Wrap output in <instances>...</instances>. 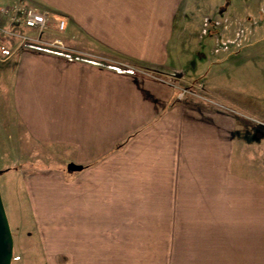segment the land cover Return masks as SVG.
<instances>
[{
  "label": "crops",
  "instance_id": "crops-1",
  "mask_svg": "<svg viewBox=\"0 0 264 264\" xmlns=\"http://www.w3.org/2000/svg\"><path fill=\"white\" fill-rule=\"evenodd\" d=\"M25 1L66 18L64 30L43 32L48 40L134 71L0 45L12 111L40 147L25 160L61 163L23 180L45 256L134 264L129 243L170 241L176 226L194 225L201 264H264V132L241 126L236 110L177 99L175 87L153 76L219 81L209 58L229 49L223 17L252 0L205 10L198 0ZM217 88V98L244 108ZM168 210L185 215L159 216Z\"/></svg>",
  "mask_w": 264,
  "mask_h": 264
},
{
  "label": "rangeland",
  "instance_id": "rangeland-1",
  "mask_svg": "<svg viewBox=\"0 0 264 264\" xmlns=\"http://www.w3.org/2000/svg\"><path fill=\"white\" fill-rule=\"evenodd\" d=\"M12 1L15 0H0V5L8 2L11 3ZM220 1L221 0H198L195 5H199L198 7L205 10L209 7L212 8V5ZM227 4L228 0H225L223 3L224 9H226ZM232 14H234L233 19L231 18ZM62 18L66 22L64 16H50L49 29H51V26L54 27V25H56L57 28V23L59 19ZM223 21V25H225L224 29L227 31L224 35L223 45L229 46V49L223 50L222 55L220 51H218V54L214 53V56L209 58V61L213 64L210 73L214 74V77L215 74L218 78L220 77L219 81L217 80V82H215L212 79L210 80L211 82H207V84L205 78L203 81V78L199 77L192 81L177 82L172 76L164 75L159 77L155 74L153 76L175 87L177 99L195 98L206 103H210V100H212L214 103L218 104V106H222L224 110H236L241 119V126H245V124L246 126L250 125V127H254L252 128L254 129L253 131L258 132L259 130L263 133L264 0H252L250 5L245 7L236 5L228 15L225 13ZM237 28L238 31L235 32ZM232 29L233 31H231ZM30 30L33 29H29L27 32L29 35L38 37L43 41L50 42L55 39L48 40L49 38L44 36L43 32L39 33L36 30L31 32ZM59 39L62 42L63 48L66 49L65 45L67 42L64 39ZM214 40L211 41L209 39L208 42L214 43ZM8 44L18 48L23 46L18 39ZM208 48H211V46H208ZM208 48L207 51H209ZM234 53L239 54L237 61L236 59L232 60L235 58L233 55ZM1 61L3 60L0 56V64H3L4 62ZM216 62L217 64L215 65ZM8 68L13 69V67ZM150 75L152 74L150 73ZM10 80V75L4 77V71L0 68V195L13 240L12 259L10 264H55L53 258L46 257L43 252L38 230L40 225H38V219L34 216V211L30 210L28 207L23 180L27 172L34 173L40 168L45 167L46 164L56 165L61 163L47 161L46 157L43 156L37 158L42 161L25 160L34 158L36 155H33V153H35L33 151L36 149L38 150L40 147L38 144L28 140L29 138L25 135L22 126L16 120L9 99L8 88L11 86ZM216 86H218L217 89L222 90L224 97L236 98L244 108L241 107L239 110L234 109L222 99L217 98L213 91L216 90ZM182 91L183 95L180 94ZM15 121L17 123H15ZM241 136L243 135L241 134ZM46 152L47 148H44V152L41 153ZM134 196L135 195H132L133 199ZM130 205L135 206V203L129 201V206ZM162 212L163 211L159 212V216L161 217L176 216V218H182L185 215V211L183 210H168ZM193 212L194 211H192V213ZM135 213L134 209L129 208L127 215L130 218H134L136 217ZM196 213L197 211L191 214V216H196ZM130 228H134V226H129V229ZM172 233H174V231ZM170 237H173L170 241H139L129 243V254H137V257L129 258V261H134V264L202 263V259H200L198 255L200 247L198 241L200 238L199 226H176L175 234ZM144 238H146V236ZM139 246L141 250H139ZM55 259L59 264L63 261L61 256ZM67 263L68 262L65 264ZM255 264L262 263L257 260Z\"/></svg>",
  "mask_w": 264,
  "mask_h": 264
},
{
  "label": "built area",
  "instance_id": "built-area-1",
  "mask_svg": "<svg viewBox=\"0 0 264 264\" xmlns=\"http://www.w3.org/2000/svg\"><path fill=\"white\" fill-rule=\"evenodd\" d=\"M49 12L27 3L25 0H15L11 3L0 5V44L9 43L18 39L21 44L30 41L39 44L50 45L63 48L59 38H55L50 42L33 37L27 32L29 29L38 31L39 33L49 29L50 16ZM65 20L59 19L57 23L58 31L65 28ZM184 91V90H183ZM183 91L180 93L183 95ZM211 104H214L210 100ZM216 104V103H215Z\"/></svg>",
  "mask_w": 264,
  "mask_h": 264
},
{
  "label": "trees",
  "instance_id": "trees-1",
  "mask_svg": "<svg viewBox=\"0 0 264 264\" xmlns=\"http://www.w3.org/2000/svg\"><path fill=\"white\" fill-rule=\"evenodd\" d=\"M23 46L28 48V49L35 50L38 52H42L45 54L59 56V57L72 59V60H79L82 62L111 68L113 70L129 72V73L134 72L133 70H131L125 66L115 64V63H111V62H107V61L101 60V59H96V58H92V57H88V56L79 55L77 53L72 52L71 50H67L64 48H58V47L45 45V44H39V43H35V42H30V41L24 42Z\"/></svg>",
  "mask_w": 264,
  "mask_h": 264
},
{
  "label": "water",
  "instance_id": "water-1",
  "mask_svg": "<svg viewBox=\"0 0 264 264\" xmlns=\"http://www.w3.org/2000/svg\"><path fill=\"white\" fill-rule=\"evenodd\" d=\"M67 169L74 171L81 169V166L75 163H68ZM12 243L9 224L0 195V264H10L12 259Z\"/></svg>",
  "mask_w": 264,
  "mask_h": 264
}]
</instances>
